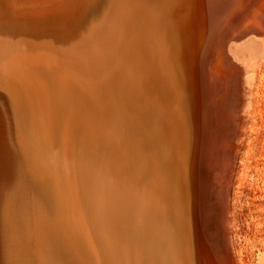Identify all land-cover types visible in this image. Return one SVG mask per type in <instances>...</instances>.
Wrapping results in <instances>:
<instances>
[{
	"label": "bare ground",
	"instance_id": "obj_1",
	"mask_svg": "<svg viewBox=\"0 0 264 264\" xmlns=\"http://www.w3.org/2000/svg\"><path fill=\"white\" fill-rule=\"evenodd\" d=\"M261 63L264 0H0V264H246Z\"/></svg>",
	"mask_w": 264,
	"mask_h": 264
},
{
	"label": "rangeland",
	"instance_id": "obj_2",
	"mask_svg": "<svg viewBox=\"0 0 264 264\" xmlns=\"http://www.w3.org/2000/svg\"><path fill=\"white\" fill-rule=\"evenodd\" d=\"M263 73L264 63H261L254 90L257 93L252 95L255 104L250 119L256 130H248L249 136L239 153L236 177L231 187L235 242L246 264H264V87L260 84ZM251 140L253 144L250 145ZM251 146L252 152L248 149ZM245 165L249 170L244 182L241 173Z\"/></svg>",
	"mask_w": 264,
	"mask_h": 264
}]
</instances>
